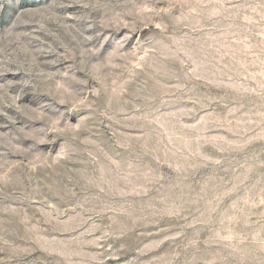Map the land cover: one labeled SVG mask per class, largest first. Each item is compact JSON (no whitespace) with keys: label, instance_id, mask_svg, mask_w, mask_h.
<instances>
[{"label":"rangeland","instance_id":"obj_1","mask_svg":"<svg viewBox=\"0 0 264 264\" xmlns=\"http://www.w3.org/2000/svg\"><path fill=\"white\" fill-rule=\"evenodd\" d=\"M0 264H264V0H0Z\"/></svg>","mask_w":264,"mask_h":264}]
</instances>
